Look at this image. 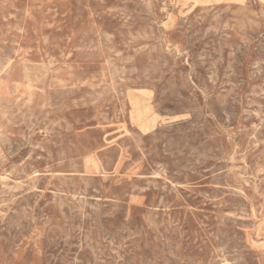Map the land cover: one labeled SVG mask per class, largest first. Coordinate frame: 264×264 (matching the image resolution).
<instances>
[{"label":"rangeland","instance_id":"rangeland-1","mask_svg":"<svg viewBox=\"0 0 264 264\" xmlns=\"http://www.w3.org/2000/svg\"><path fill=\"white\" fill-rule=\"evenodd\" d=\"M0 264H264V0H0Z\"/></svg>","mask_w":264,"mask_h":264},{"label":"bare ground","instance_id":"bare-ground-1","mask_svg":"<svg viewBox=\"0 0 264 264\" xmlns=\"http://www.w3.org/2000/svg\"><path fill=\"white\" fill-rule=\"evenodd\" d=\"M186 12V11H185ZM205 37V36H204ZM144 91V90H143Z\"/></svg>","mask_w":264,"mask_h":264}]
</instances>
